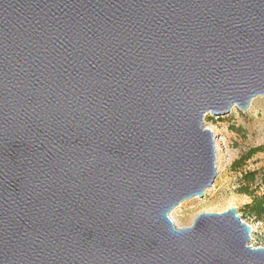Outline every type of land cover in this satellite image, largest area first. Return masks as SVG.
Instances as JSON below:
<instances>
[{
    "label": "water",
    "instance_id": "95a60500",
    "mask_svg": "<svg viewBox=\"0 0 264 264\" xmlns=\"http://www.w3.org/2000/svg\"><path fill=\"white\" fill-rule=\"evenodd\" d=\"M264 96V0H0V264H264L206 113Z\"/></svg>",
    "mask_w": 264,
    "mask_h": 264
},
{
    "label": "rangeland",
    "instance_id": "374dc122",
    "mask_svg": "<svg viewBox=\"0 0 264 264\" xmlns=\"http://www.w3.org/2000/svg\"><path fill=\"white\" fill-rule=\"evenodd\" d=\"M203 128L212 132L215 142L216 177L202 198L181 202L169 217L176 228H188L201 213H222L235 208L242 222L251 226L249 245L264 247V222L256 221L243 213L250 198L239 193L241 174L231 164L253 149H260L243 166L244 171L259 170L264 166V96L253 98L249 107L241 111L233 106L224 116L206 113ZM264 192V187L257 195Z\"/></svg>",
    "mask_w": 264,
    "mask_h": 264
},
{
    "label": "trees",
    "instance_id": "16d2710c",
    "mask_svg": "<svg viewBox=\"0 0 264 264\" xmlns=\"http://www.w3.org/2000/svg\"><path fill=\"white\" fill-rule=\"evenodd\" d=\"M260 149H253L231 164L235 172H240L239 193L250 198V202L243 206V213L256 221L264 222V192L257 195V191L264 187V166L259 170L244 171L243 166Z\"/></svg>",
    "mask_w": 264,
    "mask_h": 264
},
{
    "label": "bare ground",
    "instance_id": "6f19581e",
    "mask_svg": "<svg viewBox=\"0 0 264 264\" xmlns=\"http://www.w3.org/2000/svg\"><path fill=\"white\" fill-rule=\"evenodd\" d=\"M233 106H235V105H233ZM205 115H206V114H205ZM250 228L253 229L251 226H250Z\"/></svg>",
    "mask_w": 264,
    "mask_h": 264
}]
</instances>
